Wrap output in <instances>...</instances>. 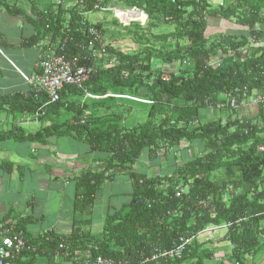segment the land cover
Segmentation results:
<instances>
[{"label": "trees", "instance_id": "1", "mask_svg": "<svg viewBox=\"0 0 264 264\" xmlns=\"http://www.w3.org/2000/svg\"><path fill=\"white\" fill-rule=\"evenodd\" d=\"M72 1L70 9L58 1L28 10L37 30L35 44L51 37L56 45L65 32L71 39L70 55L78 54L76 44L83 40L81 12H94L99 0ZM99 3L142 12L134 23L120 24L122 30L114 34L121 39L130 37L142 50L121 52L110 43L109 58L96 63L84 90L66 88L60 100L46 108L45 117H35L47 102L35 91L28 99L20 96V103L16 98L13 103L5 100L15 117L32 115L36 122H49L34 134L11 130L6 139L47 145L50 138L73 137L87 145V154H94V166L71 180L75 184L71 234L50 230L35 235L27 230L26 221H20L16 232H23L27 248L15 264H37L43 258L51 263L56 257L78 264L83 256L88 262L101 256L128 264H205L212 256L202 248L220 230L233 253L217 264H247L244 255L259 248L264 238V151H260L264 149V106L257 105L255 119L242 120L230 101L234 98L242 107L256 96H264V49L257 52L250 47L251 41L258 44L264 38L259 31L264 0H223L216 7L208 0ZM146 18L150 22L143 28ZM213 18L234 22L242 31L210 37L207 30ZM161 24L174 28L155 53L151 50L157 39L154 30ZM96 25L107 35L104 31L108 32L110 24ZM155 58L161 62L157 68L153 67ZM173 63L179 69L164 79L162 65ZM86 93L100 98H87ZM133 106L145 110L146 120L127 126L126 114ZM223 106L217 117L203 122L202 109L213 112ZM236 113L237 119L232 121ZM195 144L200 156L186 162L177 158L183 148ZM144 151L148 152L146 165L141 163ZM144 167H158V173H142ZM220 170L225 176L211 182L210 177ZM120 174L130 180V201L118 208L108 206L101 231L93 232L92 218H82L97 212L100 191ZM179 189L184 194L177 197ZM226 195L231 196L229 203L224 201ZM192 235L198 238L181 259L150 262L154 254L172 249L181 238ZM203 237L208 240L204 242Z\"/></svg>", "mask_w": 264, "mask_h": 264}, {"label": "crops", "instance_id": "2", "mask_svg": "<svg viewBox=\"0 0 264 264\" xmlns=\"http://www.w3.org/2000/svg\"><path fill=\"white\" fill-rule=\"evenodd\" d=\"M58 1L63 2L67 8H72L67 6L65 0H0V221L9 220L17 224L26 221L27 230L35 235L51 230L59 235L68 236L72 232L74 216L72 208L75 184L71 180L81 175L85 169L94 166V163L92 164L94 154H87L88 148L85 146L82 153L69 152L60 143L63 138L54 140L50 138L47 145L6 139L11 130L20 129L25 134H34L49 126V122L44 123L41 120L36 122L32 115L15 117L5 105V100L13 103L16 98L20 103V96L28 99L34 91L25 78H30L37 72L38 46L41 42L35 44L37 42L35 39H38L37 30L30 21L31 13L28 10L31 7L42 9L51 2L54 4ZM222 1L211 2L222 4ZM90 21L100 20L95 18ZM240 30L241 28L234 22L213 18L209 22L207 33L212 37ZM259 31L264 34V22ZM120 47L116 46L117 49ZM247 50L251 55L252 51ZM66 139L75 141L71 137ZM141 163L146 165L147 161ZM96 166L99 167L100 163ZM141 171L142 173L146 171L145 167ZM120 176H123V179L107 182L100 191L95 203L97 212L93 211L91 215L82 218L83 220L92 218L93 232L101 231L103 214L108 206L118 208L130 201L132 194L130 180L127 175L120 174L117 177ZM64 220L67 221L66 227L61 228L65 225ZM41 229L45 231L42 232ZM80 261L78 264H90L85 256ZM37 264L72 262L56 257L51 263L43 258Z\"/></svg>", "mask_w": 264, "mask_h": 264}, {"label": "built area", "instance_id": "3", "mask_svg": "<svg viewBox=\"0 0 264 264\" xmlns=\"http://www.w3.org/2000/svg\"><path fill=\"white\" fill-rule=\"evenodd\" d=\"M101 0H99L100 2ZM94 6V12H81L82 18V36L83 40L76 44L78 54L71 56L68 49L71 39L63 32L65 37L60 39L56 45L52 44L51 37L45 38L39 45V59L36 65L37 72L30 78H25L26 82L33 88L36 94L45 96L47 98L46 104L41 106L36 112L35 117H45L49 105L56 104L60 100L62 92L68 87H74L79 90H84L85 84L89 81L93 69L98 61L109 58L108 48L109 43L102 30L98 28L97 23L89 20V16L95 12L100 13H114L115 19H118L121 24L128 26L122 22L119 13H133L141 14L142 12L132 9L129 11H123L112 7H102L100 3ZM82 11V9H81ZM134 23V22H131ZM130 23V24H131ZM129 51V50H128ZM83 62L88 63L81 64ZM115 58H112L111 63H115ZM176 64H170V68L173 71H166L164 79L168 78V73L176 71ZM173 68V69H172ZM112 96V95H109ZM230 96V95H229ZM87 98L99 99L100 97L92 96L86 93ZM108 97V96H107ZM118 97V96H112ZM230 98V97H228ZM140 101V100H137ZM142 102V101H140ZM262 105L264 104V96H256L248 105ZM230 105L233 109L239 111L241 108L237 105V101L234 98L231 99ZM247 105V106H248ZM246 106V105H244ZM242 106V107H244ZM216 111L211 112L218 115L219 110L225 108L218 107ZM214 117V118H215ZM237 119V113L231 116V120ZM260 151H264L263 148ZM163 162H165L163 160ZM184 194V190L179 189L176 196L180 197ZM17 222L4 221L0 223V264H15L21 257L23 251L27 248V243L23 232H16ZM208 230H205L207 232ZM198 236L192 235L188 238H181L180 241L169 250H166L160 254H154L150 262H155L159 259L174 260L181 259L185 254L189 244H191ZM62 247V246H61ZM60 247V248H61ZM148 262V260L146 261ZM90 264H128L126 262H115L112 259L103 258L101 256L96 257Z\"/></svg>", "mask_w": 264, "mask_h": 264}, {"label": "rangeland", "instance_id": "4", "mask_svg": "<svg viewBox=\"0 0 264 264\" xmlns=\"http://www.w3.org/2000/svg\"><path fill=\"white\" fill-rule=\"evenodd\" d=\"M65 1H66L67 6L72 7L74 5V2H72V1H69V0H65ZM208 1H209V4L213 7H216L217 5L220 4V3L216 4V3L211 2V1L215 2V1H219V0H208ZM107 7L116 8V5L114 6L112 3ZM101 17H102V19H100ZM124 17H126L127 19L121 20L122 22L131 23V22H135L137 20V18L139 17V14L131 13L130 15H124ZM95 18L100 20V21H97L98 23L101 22L102 24H110V25H108V32L104 31L107 34V35H105V37H106L109 44L111 43L115 47L117 45L121 46L117 50L122 52L125 49L131 48L133 53L136 52L137 50L138 51L142 50V47H139V45L134 43L130 37H124L123 39H121L119 37L114 36V34L119 33V30H122V27L120 26L121 22L118 19H117L118 21L115 19L114 13H112V12H109V13L95 12L89 16V20L90 19L93 20ZM97 22H95V23H97ZM149 22L150 21L146 19V21L142 27L145 28ZM173 28L174 27H172L170 25H165V24L158 25L155 28L154 34H156L157 39L154 41L153 46L151 47L152 51H154L156 53L161 49L162 46H164V42H163L165 40L164 36H165V34L170 33L173 30ZM251 42H253V43L250 44V47H252L256 51L258 48L264 49V38L261 41H259L258 44H255V41H251ZM258 51H259V49H258ZM157 66H161V62L159 59L155 58L153 61V67L157 68ZM183 67L184 68L186 67V63H184L181 66L182 69H183ZM162 68L165 71H168L170 68V64L162 65ZM177 68L179 69L178 65L176 66V69ZM169 71H173V70H171V68H170ZM262 105L264 106V104H262ZM131 110H132L131 112L126 114V115H128V117L126 116L127 118L125 120V125L132 126V124H139V123L145 122V120H146L145 110L143 112L142 109H139L136 106H133L131 108ZM200 113L203 116L202 118H204V116H205V120L203 122H209V120H211L212 118L215 117L212 115V113L209 110L206 111V110L202 109L200 111ZM238 113H239L240 118H242V120H249V119H253V118L255 119L259 114V109H258V106L256 104L248 105V106L246 105L244 107H241L239 109ZM219 114L220 113H218V115ZM64 118H65V116H63L61 119H64ZM71 138H73V137H71ZM73 139H75V141H72L70 139H66V137H65V138H63V141H61L60 143L69 152L82 153L83 152L82 148H84V146H87V145H85L82 142H79L76 138H73ZM184 146H186V144ZM201 154L202 153L200 152V147L197 144H195L190 148L189 147L183 148L181 153H177V158H179V159L181 158L180 160H183L186 162V161H189V160L195 158L196 156H200ZM147 156H148V152L144 151V155L142 157V160L147 161V159H146ZM161 166L165 167L166 163H162ZM140 169H143V168H140ZM158 169H159L158 167H155V168L153 167V168L147 169L146 172L145 171L144 172L149 173L150 175L157 174ZM171 171H173V169H171ZM160 174L162 175L161 172H160ZM163 175H165V173ZM224 176L225 175H224L223 170L217 171L216 173H214L212 175V177H210V181L211 182L219 181ZM262 178H264V168H263ZM119 179H123V176L116 178V180H119ZM261 188L264 189V184H263V186H261ZM231 191H232V189L230 188L226 191V193L230 194ZM124 200H125V198H124ZM230 200H231V196L226 195L224 201L226 203H229ZM64 222H65V225L63 227L61 226V228L66 227L67 221L64 220ZM45 229L47 230V226ZM41 231L43 232L45 230L41 229ZM205 234H207V233H205ZM224 235H225V232L223 230H220L219 232H217V234L215 233L214 241H212V242L207 241V243H205V245L203 246V248H202V250H204L203 253L204 254H210L212 256L211 259H209V261L208 260L205 261V264H217L220 262V260H223L225 257H229L232 255L233 246H231V243L226 240ZM223 236H224V238H223ZM203 238H204L203 241L205 240L204 242H206L207 237H203ZM261 241H262V243L259 245V248H256L253 251H251L250 253L244 255L245 256V262L247 264H264V238L260 239V242ZM203 253H202V255H203ZM231 264H232V262H231Z\"/></svg>", "mask_w": 264, "mask_h": 264}, {"label": "bare ground", "instance_id": "5", "mask_svg": "<svg viewBox=\"0 0 264 264\" xmlns=\"http://www.w3.org/2000/svg\"><path fill=\"white\" fill-rule=\"evenodd\" d=\"M130 14L131 13L121 12V13H119V17H120L121 20H126L127 18L124 17V15H130Z\"/></svg>", "mask_w": 264, "mask_h": 264}, {"label": "clouds", "instance_id": "6", "mask_svg": "<svg viewBox=\"0 0 264 264\" xmlns=\"http://www.w3.org/2000/svg\"><path fill=\"white\" fill-rule=\"evenodd\" d=\"M147 19V18H146Z\"/></svg>", "mask_w": 264, "mask_h": 264}]
</instances>
